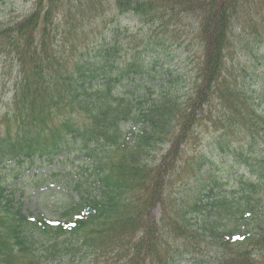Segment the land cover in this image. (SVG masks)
<instances>
[{"label":"trees","instance_id":"1","mask_svg":"<svg viewBox=\"0 0 264 264\" xmlns=\"http://www.w3.org/2000/svg\"><path fill=\"white\" fill-rule=\"evenodd\" d=\"M190 3L186 0H118L117 6L121 13L126 11L136 13L142 28L150 27L149 29L172 27L173 16L180 19L182 6L191 10L190 14L195 17V22L204 21L206 36L214 43V51L209 57V62L212 67L211 73L215 70V74L209 75L207 80L209 82L222 68L223 58L232 56L230 53L227 54L228 43L223 36L227 33L232 16L245 14L241 21L247 26L245 35L248 36V45L254 46L258 33H264V0H196ZM42 6L44 8L42 0H37L34 11L21 20L15 30L13 26L0 29V36L6 35L5 44L13 51L17 50V60L21 64L19 74L25 76L18 78L22 90L17 93V100L7 107L3 114L2 125L6 132L3 136L0 135V157L20 154L21 158L32 156L34 151L30 149L31 144L42 143L54 153L62 149L77 148L80 150L78 152L92 159L97 170L95 177L101 182V196L88 199L86 201L88 207L83 213L80 206L76 212L67 213L75 220L72 234L78 236L80 254L106 255L117 249L115 243L118 242L124 247L126 254L135 253L137 259L133 262L136 264H144L149 256L156 259V264L174 263L175 253L172 249L187 245L181 241L184 239L183 230L186 229H181L182 224H177L170 217L175 225L167 221L158 224L154 218L148 216V212L145 213L146 206L156 200L151 197L149 190L134 184L132 173L141 171L133 169V166H139L135 161L138 151L152 144L155 139L162 142L161 134L173 120L184 126L186 123L183 119H188L190 111L195 110L197 104L201 108V102L209 98L210 103L214 102L213 106L222 109H218L217 123L221 122L223 125L224 120L226 122L224 127L229 131L222 135L234 136L235 132L232 131H238V127L247 138L246 146L241 143L242 139L234 143L228 136L218 137L214 140V150L220 156L222 153L229 155L230 152L241 149V156L235 166L238 168L244 166L249 172L244 170L243 174L238 175L243 185V199L240 201L238 211L249 210L254 216L257 208H260V202L254 195L264 196V146L258 139L264 132L262 124L264 111H259L247 103L245 90L237 82L226 81V88L220 95L207 94L203 89L181 94L178 87H171L170 81L167 85L161 84L159 88L151 87L149 81L154 79L153 68L164 56V52L161 42L163 36L150 30L145 35H138L139 32L132 31L114 40L104 36L94 51L74 53L69 60L54 57L52 53L56 50L49 48L48 42L55 40L48 35L46 29L37 30L39 21L43 18L46 22L52 20L49 9L71 12L74 10L75 14L77 9L88 11L92 5L91 2L82 0H47L44 11ZM194 6L203 11L195 9ZM196 16L200 20H197ZM70 28L72 29L67 30L64 39L76 36L69 42L71 48H74L81 34L77 35L76 29L79 28L77 24ZM175 30H170L169 33L176 34ZM121 38L128 42L131 50L123 49ZM51 45L63 48L64 42ZM125 82L131 83L136 93L115 89L119 83ZM152 92H156V99H152ZM142 100H149L147 107L142 108L141 103H138ZM212 110V108L207 110V117L211 120ZM78 111L85 113L89 118V126L87 123L81 124ZM156 117L159 118L152 136L143 132L140 134L139 131L133 142L127 144L124 123L141 122L143 119L150 125L154 123ZM249 145H254L255 150ZM52 152L49 154H53ZM246 174L249 175V179L254 178V181L247 180ZM159 175L165 176L167 173ZM154 183L155 180L152 184ZM163 183L164 180L161 181V184ZM1 193L0 191V197ZM168 194H164V191L156 193L157 201L161 202L165 210L170 209L165 205V197L173 196V193ZM173 199L177 204L176 198ZM215 202H219L215 217L211 221L202 222V226L210 231L223 225L219 217L224 209L225 200ZM195 204L197 206L195 208H198L197 202ZM169 205L172 206L174 203L169 201ZM6 214V216L0 214V264H16L11 256L12 251L10 248L8 250L9 245L3 239L14 232L17 238L25 242L26 240L21 237L24 236L23 229H19L23 227L27 230L28 241L33 242L34 232L38 235L41 231L21 216L16 217L15 213ZM254 221L259 223L257 218ZM143 222L147 223L142 225ZM137 226L142 228L134 234L133 229ZM65 231L64 225L60 224L55 231L49 227L43 234L51 238ZM140 231H147V234L135 236ZM58 244L64 246L61 243L55 246ZM120 262L118 260V264ZM199 264L231 263L228 259H219L210 263L201 260Z\"/></svg>","mask_w":264,"mask_h":264},{"label":"rangeland","instance_id":"2","mask_svg":"<svg viewBox=\"0 0 264 264\" xmlns=\"http://www.w3.org/2000/svg\"><path fill=\"white\" fill-rule=\"evenodd\" d=\"M36 0H0V21H2L3 23H7L8 22V26H11L12 22H17L21 19H23L24 17H26L28 14H30V11L32 10V6L34 4ZM45 1V6H46V1L47 0H43ZM93 7L95 8V5L93 4ZM42 11H44V8L42 7ZM48 11L51 12V18L52 20L50 22H46V20L43 18L39 21V24L36 26L37 30H42V29H46L48 32V35L51 36V38L53 40H55L54 42H48L50 43V47L49 48H53L56 51L53 54L54 57H58V58H65V59H70L71 55L74 54L73 51L67 49V48H62L61 46H58L57 48H55L52 44H59L60 41L57 37L56 34L58 35H63L66 34L67 30L64 29V25L62 24V21L57 17V13L61 10L59 9H49ZM115 11V10H114ZM110 14V13H109ZM108 14V15H109ZM106 14V16H108ZM114 13L111 14L109 21L114 17ZM123 17V21L121 24V28L125 29V27H123L126 23L128 27H126L129 30H138L139 29V34L138 35H145L147 33L148 30H154V28L149 29L150 27H145L142 28L134 19L132 16H122ZM41 18V15H39L38 19ZM117 20V17L114 18L113 21ZM65 21V20H64ZM66 22V21H65ZM130 25H135L133 28L129 27ZM58 26L59 28H53V26ZM102 27V26H101ZM191 27V28H190ZM148 28V29H147ZM232 30L235 31L234 34L238 33V28L235 25V21L232 23L231 26ZM88 36L92 35V30L89 28H85ZM93 29V28H92ZM57 30L59 33H57ZM85 31V32H86ZM93 32L95 34V30L93 29ZM132 32V31H130ZM179 35L183 36L178 37L181 39H172V38H168L167 36L163 37L164 40V45L162 47L163 51H166V53L168 52L171 55V60L172 61H168L176 64L178 66V71L176 72L177 74H180V79L179 82H177L178 80L176 79V83L175 85L180 86V88H184L186 89L188 84H191L192 81H195V73L193 75L194 70L195 71H200L201 73L204 74V77L200 83V86H202L203 84H205L208 80L209 75H211V71L207 69L208 65H209V57L211 56L210 54L205 56V57H200L197 58L195 57V51L198 52L199 51L197 49H195V46H192V42H193V31H192V26L190 24H188L180 33H178ZM258 35L260 36L261 34L258 33ZM50 38V39H51ZM181 45V46H180ZM264 45V43H263ZM3 49L6 51L7 48ZM1 53V52H0ZM263 53H264V49H263ZM10 60L5 59L3 57V54H0V70L2 71V69L4 68L3 66H1L2 62H7L9 63ZM258 60L256 59V61H253V63H257ZM3 65V64H2ZM249 66H251V68L255 69V67L257 68V66H254L252 64V62H250ZM260 67H264V63L260 64ZM159 68V67H158ZM0 71V108H3L5 101H7L9 99V96L7 95V92L10 90V88L8 87L5 89H1V84L6 86L4 84V81H7V76L2 75ZM4 72H9L6 68H4ZM170 71H166L165 72H160L159 73V77L156 79V85L161 84L164 80L167 79V73ZM243 75L246 81H250L253 80V78L257 75L254 74V72L249 69V71L247 70V72H243ZM263 77V76H261ZM261 81V80H259ZM223 84L224 81H223ZM252 84L257 87L258 84L256 82H252ZM182 90V89H181ZM253 90L252 88L250 89L249 93H251ZM255 97H258V95L260 94V90H255L254 92ZM218 117V112L216 109L212 110V119L213 120H217ZM223 126L226 124V122H224L223 120ZM212 121H209V123L207 122H201V127L199 128V133L198 137L199 138V144L196 145V149L195 151H191V155H198L201 158H206L205 154L208 153L211 149V146L209 145V143L212 142L213 140V135H216L217 130H216V126L212 125ZM208 125V127H207ZM222 125H219L218 128L221 129L223 128ZM242 142V141H241ZM162 151V153H161ZM166 152V146L165 145H161L160 147L157 148L156 151L152 152L149 156H147V160L151 159L153 157H155L156 159H160L159 162H167L168 158H164L163 153ZM161 153V154H160ZM160 154V156L158 155ZM149 161V160H148ZM172 162V161H171ZM170 163V162H169ZM226 163V162H225ZM43 162L40 164L38 163V166L41 165L39 168L34 167L33 168V173L30 171H27L24 175H19L17 178H14L13 175L11 174V178L8 179L7 184L10 185L12 184L15 188V196L18 198V201L22 202L24 205V211L29 212L32 211L33 214L32 216H36V215H46L48 218L54 219L55 217H57L61 211L64 209L65 205L67 204V202L69 201V197L66 195V193L64 191H66L64 189V187L60 184H58V188L56 187H47L44 185L41 186H37L40 183L38 175H36V173H45V175L43 177H47V178H52V170L51 168H48V166H46L47 164H44ZM59 168V167H58ZM62 165L61 168L56 169L55 171H62ZM176 168V167H175ZM57 173V172H56ZM40 175V174H39ZM226 175L229 176V173H227ZM57 179L61 178L60 175H58L56 177ZM158 213V210L156 211Z\"/></svg>","mask_w":264,"mask_h":264}]
</instances>
